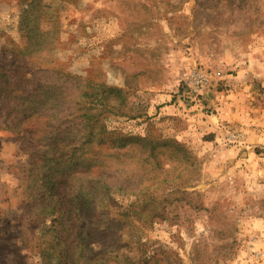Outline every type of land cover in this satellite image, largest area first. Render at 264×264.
<instances>
[{"label": "rangeland", "instance_id": "rangeland-1", "mask_svg": "<svg viewBox=\"0 0 264 264\" xmlns=\"http://www.w3.org/2000/svg\"><path fill=\"white\" fill-rule=\"evenodd\" d=\"M0 264H264V0H0Z\"/></svg>", "mask_w": 264, "mask_h": 264}, {"label": "built area", "instance_id": "built-area-1", "mask_svg": "<svg viewBox=\"0 0 264 264\" xmlns=\"http://www.w3.org/2000/svg\"><path fill=\"white\" fill-rule=\"evenodd\" d=\"M202 78H203V80H204V81H203V84H206V83H207V78H206V76H205V75H203V77H202Z\"/></svg>", "mask_w": 264, "mask_h": 264}]
</instances>
